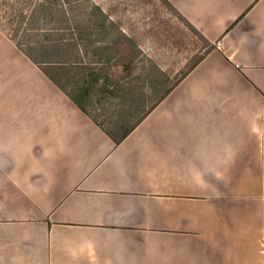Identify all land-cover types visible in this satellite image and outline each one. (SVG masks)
I'll use <instances>...</instances> for the list:
<instances>
[{"label":"crops","instance_id":"1","mask_svg":"<svg viewBox=\"0 0 264 264\" xmlns=\"http://www.w3.org/2000/svg\"><path fill=\"white\" fill-rule=\"evenodd\" d=\"M167 1L213 49L163 98L151 65L138 118L101 112L140 64L83 44L101 8L75 46L0 31V264H264V0ZM142 116L119 144L100 126Z\"/></svg>","mask_w":264,"mask_h":264},{"label":"rangeland","instance_id":"2","mask_svg":"<svg viewBox=\"0 0 264 264\" xmlns=\"http://www.w3.org/2000/svg\"><path fill=\"white\" fill-rule=\"evenodd\" d=\"M41 3V0H0V31L21 51L30 46L34 47L40 37L50 34L44 30L53 32L56 28L63 29L64 25L65 28L69 25L74 32L76 24L78 27L83 23L86 24L85 20L90 14V4L99 6L103 13L109 15L105 21L109 33L125 32L140 46L138 58L140 64L131 82L125 84L126 90L122 86L120 90L124 91L114 93L112 97L105 93L106 100H102L103 92L96 93L101 103L109 101V105L101 108V112L106 116H111L114 110L125 105L126 108L133 109V115L138 118L142 111L153 105L156 98L154 92L152 94L146 92V96L141 94L143 90L146 91L142 83L145 72L151 68L150 66L156 65L160 71L168 74L169 81L164 86L166 87L174 83L197 56L204 52L205 43L159 0H60V5L48 9L50 13H42L43 10L37 8ZM93 13L95 14L90 15L93 18L97 16V21L103 18L98 11ZM66 16L70 17L67 23L64 21ZM63 33H66V30L65 32L62 30V35ZM96 39L100 45L97 53L106 54L105 51L108 49L101 47L105 37L102 40L101 35L98 34ZM108 39L110 38L106 36V41ZM137 97L143 99L142 106L139 103L140 107H143L141 112L137 111L139 107L136 104ZM97 105L102 106L99 101ZM90 110L92 112L96 109L91 107Z\"/></svg>","mask_w":264,"mask_h":264},{"label":"trees","instance_id":"3","mask_svg":"<svg viewBox=\"0 0 264 264\" xmlns=\"http://www.w3.org/2000/svg\"><path fill=\"white\" fill-rule=\"evenodd\" d=\"M159 1L162 2L166 7H168L175 14V16L178 17V19L183 21L191 29V31L195 34V36H197L200 40H202L205 43L203 54L198 55L196 60H194L193 63L191 65H189L184 72H182V75L174 83H172L169 86L164 87V91L162 94V98H163L204 58V56L207 53H209L213 49V45L210 42H208L207 40H205L191 25H189L187 23V21L177 12V10H175V8H173L171 6V4L167 0H159ZM41 2H42L41 5H38L37 8L43 10L42 13H46V12L50 13L48 11V9L50 7L56 6L57 4L60 5V0H41ZM95 10L98 11L99 13H102L99 6L92 5V7L90 8V13L95 14V13H93V12H96ZM106 17L107 16L104 15L103 20L101 22H99V24L97 23L100 30H103V32H102L103 35H102L101 39L103 40V38L105 37V39H104L105 42L101 47H105V49H109V48H116L117 50L120 49L121 53H119V55H117L118 52L114 54V56H116L118 62L127 63V64L128 63L133 64V63L138 62L140 51L137 49L138 45L133 38L126 36L123 33H120L116 38H113L112 40L108 39V41H106V36L109 33V27L107 25L103 24ZM71 30L72 29H70V31ZM75 31H76V29H75ZM75 31L74 32L72 31L70 34V37H69V39L71 40L70 42L67 41V39L58 37L57 39H55V42L53 41V43L58 45L59 43L62 42V40H66L69 47L75 46L77 44V42L78 43L81 42V37H78L77 33H76L78 30L76 32ZM89 33L91 34L92 32L90 31ZM90 34L87 38L84 39L85 42L83 44H85L86 46L94 44L97 47H99L100 45L98 44V39H95V37L92 38V36ZM63 36H64V34H63ZM66 41H64V42H66ZM96 52L93 53L94 56H96ZM104 55L99 54V60L104 58L103 61L107 62L109 55H107V53ZM127 64L125 65L126 72L133 71L134 68L128 70ZM153 68H156L157 69L156 72L160 73V75H161L160 78L158 77V82H157L158 88L160 87V82L163 83V85L165 86V84H167V82L169 81L168 74L163 72V71H160L157 67L153 66ZM153 68H152L150 74L154 73ZM96 74L98 77V76H100L101 73L98 70L96 72ZM151 82H153V84H151V86H153V88H156V86H155L156 85L155 84L156 77H155V79L151 80ZM158 102L159 101H155L153 106L150 107L148 109V111L151 110ZM148 111H146L145 114ZM145 114L143 116H145ZM143 116L140 119H137L136 121L132 122L131 124H127L126 121H124V119H118L115 122L110 123L109 127H103L102 125H100V126L102 128H105L107 135L114 141L115 144H119L135 128V126L139 123V121L143 118Z\"/></svg>","mask_w":264,"mask_h":264},{"label":"built area","instance_id":"4","mask_svg":"<svg viewBox=\"0 0 264 264\" xmlns=\"http://www.w3.org/2000/svg\"><path fill=\"white\" fill-rule=\"evenodd\" d=\"M262 247H264V241H262Z\"/></svg>","mask_w":264,"mask_h":264}]
</instances>
